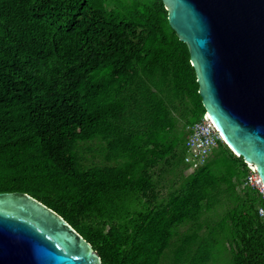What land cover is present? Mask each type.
<instances>
[{
    "label": "trees",
    "instance_id": "obj_1",
    "mask_svg": "<svg viewBox=\"0 0 264 264\" xmlns=\"http://www.w3.org/2000/svg\"><path fill=\"white\" fill-rule=\"evenodd\" d=\"M161 0H0V192L62 216L101 264H264V206L205 113Z\"/></svg>",
    "mask_w": 264,
    "mask_h": 264
},
{
    "label": "water",
    "instance_id": "obj_2",
    "mask_svg": "<svg viewBox=\"0 0 264 264\" xmlns=\"http://www.w3.org/2000/svg\"><path fill=\"white\" fill-rule=\"evenodd\" d=\"M188 46L205 112L264 186V0H161ZM0 264H101L59 214L0 192Z\"/></svg>",
    "mask_w": 264,
    "mask_h": 264
},
{
    "label": "built area",
    "instance_id": "obj_3",
    "mask_svg": "<svg viewBox=\"0 0 264 264\" xmlns=\"http://www.w3.org/2000/svg\"><path fill=\"white\" fill-rule=\"evenodd\" d=\"M219 141L224 142V138L205 112L201 119L190 127L187 140L188 153L185 156V160L192 164L189 168L196 167L200 161L206 156H209ZM248 169V176L245 183L257 188L264 197V186L255 167L248 164ZM258 214L264 223V206L258 208Z\"/></svg>",
    "mask_w": 264,
    "mask_h": 264
},
{
    "label": "rangeland",
    "instance_id": "obj_4",
    "mask_svg": "<svg viewBox=\"0 0 264 264\" xmlns=\"http://www.w3.org/2000/svg\"><path fill=\"white\" fill-rule=\"evenodd\" d=\"M189 155V154H188ZM193 170V167L191 168H187L183 171V174H188ZM210 264H228L227 261L225 259H218V261H216V263H210Z\"/></svg>",
    "mask_w": 264,
    "mask_h": 264
},
{
    "label": "bare ground",
    "instance_id": "obj_5",
    "mask_svg": "<svg viewBox=\"0 0 264 264\" xmlns=\"http://www.w3.org/2000/svg\"><path fill=\"white\" fill-rule=\"evenodd\" d=\"M209 116V115H208Z\"/></svg>",
    "mask_w": 264,
    "mask_h": 264
}]
</instances>
